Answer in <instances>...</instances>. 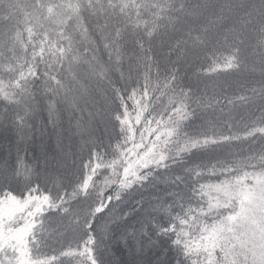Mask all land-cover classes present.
<instances>
[{"label":"trees","instance_id":"1","mask_svg":"<svg viewBox=\"0 0 264 264\" xmlns=\"http://www.w3.org/2000/svg\"><path fill=\"white\" fill-rule=\"evenodd\" d=\"M258 1L0 0V248L15 240L29 258L27 237L6 226L48 196L36 219L45 229L37 230L41 250L79 244L81 255L69 264H121L118 251L135 242L138 250L157 245L166 264H264L223 223L233 203L241 210L237 191L262 178L252 166L264 155ZM213 2L219 9L207 11ZM72 88H91L99 103L73 122L71 141L49 129L56 150L46 151L58 163L47 164L43 138L26 129L35 131L44 96L45 123H55L54 101ZM128 110L164 121L150 161L132 158ZM105 205L113 211L98 243L100 229L85 221Z\"/></svg>","mask_w":264,"mask_h":264},{"label":"rangeland","instance_id":"2","mask_svg":"<svg viewBox=\"0 0 264 264\" xmlns=\"http://www.w3.org/2000/svg\"><path fill=\"white\" fill-rule=\"evenodd\" d=\"M215 3L216 2H213L212 5L207 9V11L209 9V11H211V9L213 8L219 9V6H217V4ZM258 3L260 4V1H258ZM249 7H252V5L249 4ZM207 11L204 13V15L208 13ZM205 17L206 16H202V18L200 19H203ZM231 83H234V81H232ZM135 104L138 105V108H143V106L139 105V103L135 102ZM127 112L129 114L127 115L126 119L130 128V140L128 139V141L132 152V158L134 157V162H138L139 159L142 160V157L148 156L146 158V161H150L152 160V156L156 153L157 150L156 142L158 141L160 135L163 132L159 124L160 122L164 121H158V118L152 117L151 115L147 116L146 111H144L145 117L143 113H141L139 110H128ZM0 122L4 121H2L0 118ZM96 123L98 127L96 126L94 130L97 133H99V131L104 130L102 122L98 121ZM7 131L8 130L5 129V133H7ZM68 140L71 141L72 138H69ZM41 141L42 142H39V146H41L42 149H45V153H41V155H43L42 158L45 159L47 164L58 163V161H54L51 155L47 153L49 148H52L54 150L55 146H50V140L47 136L43 137ZM4 145L5 144L1 141L0 153L3 151L2 149H4ZM68 161L70 162V159ZM262 180H264V177L259 178V180L252 186L250 185L244 189H239L237 192H239L240 195H244L243 201L250 206L245 209V212L246 215L250 218L249 223L251 224V227L253 229V231H251L247 237L243 238L247 240V243L244 246L247 249H250V253L252 254L255 260L264 261V196H261L257 187L258 185H260ZM218 191L221 193H230V190L225 187H220ZM226 229L228 232V236L232 237V230H229L227 227ZM119 240L120 238L115 239V241L113 242H119ZM151 241L153 242V240ZM134 246V248H122L121 251H118V257L120 258L118 262L120 261L121 264H152L151 262L155 260L156 264H161L163 263V261L164 264H166L167 260H165L164 255H162V253H158L159 247L157 245L151 243L146 244L144 247H141V250L137 249L139 246L136 244V242L134 243ZM249 264L251 263L249 262Z\"/></svg>","mask_w":264,"mask_h":264},{"label":"snow or ice","instance_id":"3","mask_svg":"<svg viewBox=\"0 0 264 264\" xmlns=\"http://www.w3.org/2000/svg\"><path fill=\"white\" fill-rule=\"evenodd\" d=\"M244 167L250 166L248 162H242ZM253 167H259L258 175L264 177V155H261L257 161V165ZM247 175H257V173H244ZM261 196H264V180L257 186ZM38 190V189H37ZM48 196H40L38 203L34 205L35 212L30 213L29 217L23 219L22 222H13L6 227H11L13 230H19L20 233L27 237V244L24 248L27 250L29 258L25 260L17 251V245L15 240L6 244L3 248H0V264H69V262L78 255H81L80 246L77 244L73 247L69 244L66 247H62L58 252L54 251L51 254L43 252L42 246L44 244L41 235L37 234V230L41 233L45 231L43 220L39 224L36 223L37 215L42 213V208L47 203ZM242 199V198H241ZM250 207L242 200L241 211L237 212L236 205L233 203L231 208L225 209L230 212V215L225 216L223 223L225 226L232 230L233 236L230 239L240 242L243 247L247 243L244 237H247L251 231H253L251 224L249 223V217L246 215L245 209ZM22 223V226H21ZM90 227V226H89ZM87 241H85V244ZM91 264V261L89 262ZM221 264H239L235 260H223Z\"/></svg>","mask_w":264,"mask_h":264},{"label":"clouds","instance_id":"4","mask_svg":"<svg viewBox=\"0 0 264 264\" xmlns=\"http://www.w3.org/2000/svg\"><path fill=\"white\" fill-rule=\"evenodd\" d=\"M260 8L264 10V0H260ZM195 95V94H193ZM55 104L57 106V111L59 113L58 118L55 123H45L44 116L47 112L50 98L44 96L41 100L37 101L36 112L34 113V119L36 121V129L33 131L31 126L26 129V132L29 135H35L37 132L39 133V137L43 138L49 135V129H51V134L55 136H62L63 132L66 131L68 136L71 138L74 136V127L73 122L78 119L80 114L90 107H94L99 102L96 100L93 90L89 88L87 91H81L78 88L70 89V95L68 96H57L55 99ZM198 107V105H197ZM197 115L196 108L192 109L191 117L195 119ZM66 126V127H65ZM256 128L253 127L248 135L255 132ZM260 132L264 133V126H261ZM40 164L37 163V178L40 177ZM113 211L112 208L105 205V207L101 210V212L96 213V217L91 219V223L85 221V226L87 228H91L95 233L97 229H100L99 234L96 236L97 242H102L104 238L103 230L100 226L105 222V220L109 217V214ZM96 225V228H92V225ZM90 226V227H89ZM97 264H103L99 259L97 260Z\"/></svg>","mask_w":264,"mask_h":264}]
</instances>
